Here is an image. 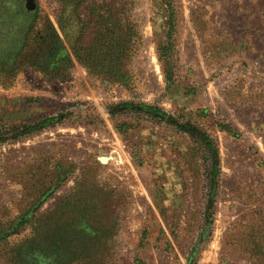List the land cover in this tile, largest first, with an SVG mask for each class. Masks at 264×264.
Instances as JSON below:
<instances>
[{
  "label": "rangeland",
  "instance_id": "rangeland-1",
  "mask_svg": "<svg viewBox=\"0 0 264 264\" xmlns=\"http://www.w3.org/2000/svg\"><path fill=\"white\" fill-rule=\"evenodd\" d=\"M78 1L0 0V63L28 27L55 29L70 59L45 75L26 48L0 71V238L29 213L0 264H264V0ZM93 15L119 36L134 23L127 82L75 58Z\"/></svg>",
  "mask_w": 264,
  "mask_h": 264
},
{
  "label": "trees",
  "instance_id": "trees-1",
  "mask_svg": "<svg viewBox=\"0 0 264 264\" xmlns=\"http://www.w3.org/2000/svg\"><path fill=\"white\" fill-rule=\"evenodd\" d=\"M63 1H65V3H70L74 8L73 13H75V9L78 8V5L76 4H79V1ZM17 13L23 17L29 15L24 11V9L22 10L20 8L17 9ZM61 22L62 19L60 12V15L57 17V23L60 30L63 31L64 26ZM89 24H92V29L89 32L91 41L85 45L84 40L82 38L80 39L83 42L78 43V45L75 47V58L80 63H82L88 69V71H90V73L97 75L108 83L127 82L129 80V73L122 69V66L127 63L130 64L134 58L133 50L138 38L134 23L129 20V22L126 24V31L123 36H119L117 34L116 25H106L102 21L101 17H95L93 15V21ZM50 29L51 33L41 36L38 35L33 39H30L29 37L31 27H28L25 32L19 29L17 38L7 37L6 48H8V44L13 42V50L16 52V54L13 58L9 57V59L4 58L1 60L0 71H5L6 67H9V70H11L15 61L14 59H16L15 57L20 56L26 48H31L32 53L30 56V64L32 67L45 75L58 77L62 69H64L63 65L70 63V59L64 54L65 48L59 34L55 29ZM11 61H13L12 64H10ZM3 64L4 66L1 67ZM166 80L171 82L172 76L170 73H167ZM130 106L131 105L129 103H120L115 108L112 115L116 114L117 108H122V112H119L122 114L125 113L127 108ZM133 108L135 112L139 114L140 118L146 117L147 120H151L156 124L162 123L163 119L161 117H166L168 115V113L162 109L146 104H139ZM9 132L10 130H4V132L1 131L0 138H4V134H8ZM192 134L196 135L201 141V147L203 150V157L201 158L202 161L209 160L210 158L212 162L211 168L215 170L219 163L218 147L215 140L211 136L198 131H194ZM28 215L29 213L26 214L13 229L8 232L1 233L2 237L0 238V241H6V239L10 237H18L21 233V228L28 222ZM136 262V264H140L139 261Z\"/></svg>",
  "mask_w": 264,
  "mask_h": 264
},
{
  "label": "water",
  "instance_id": "water-1",
  "mask_svg": "<svg viewBox=\"0 0 264 264\" xmlns=\"http://www.w3.org/2000/svg\"><path fill=\"white\" fill-rule=\"evenodd\" d=\"M26 8L29 11L35 10L36 9V4H35L34 0H27ZM103 161H105V159H103Z\"/></svg>",
  "mask_w": 264,
  "mask_h": 264
}]
</instances>
